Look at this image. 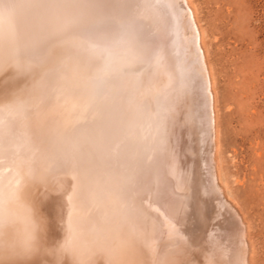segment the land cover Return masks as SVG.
<instances>
[{
  "label": "bare ground",
  "instance_id": "obj_1",
  "mask_svg": "<svg viewBox=\"0 0 264 264\" xmlns=\"http://www.w3.org/2000/svg\"><path fill=\"white\" fill-rule=\"evenodd\" d=\"M124 3L90 10L0 0V264H250L247 226L217 180L213 92L193 8ZM187 16L184 39L173 23L182 29ZM106 24L115 54L103 73L81 71L85 61L79 72L54 71L70 41L52 46L51 33L76 40ZM128 33L144 62L124 76L135 59ZM172 128L196 139L195 160L181 154L175 174L185 188L177 210L169 189L148 179Z\"/></svg>",
  "mask_w": 264,
  "mask_h": 264
},
{
  "label": "rangeland",
  "instance_id": "obj_2",
  "mask_svg": "<svg viewBox=\"0 0 264 264\" xmlns=\"http://www.w3.org/2000/svg\"><path fill=\"white\" fill-rule=\"evenodd\" d=\"M189 3L194 11L193 21L197 23V30L201 32L199 43L202 46L206 75L208 79L210 78V89L213 92V105L210 108L213 124L211 135L213 154L217 160L215 163L217 180L225 198L227 197L226 201L232 203V208L243 217L242 220L247 226L246 243L249 244L247 256L250 264H264V0H189ZM187 5L184 2V8L191 11ZM189 23L188 16L183 22L182 29L173 23L175 28L173 32L182 33L181 36L185 39L190 34ZM90 36L76 39L75 43L70 41L64 47L60 60L53 66L54 71L56 69L57 72L62 71L68 66L76 72L86 71L90 64L89 68L92 67L93 75L103 73L110 65L115 49L109 42L94 40ZM101 50L109 57L102 56ZM186 50L191 52L189 45L186 46ZM82 57H85L84 60ZM86 58L91 61L89 59L86 61ZM77 60L79 62H76ZM82 61H85V64ZM74 65L81 67L80 70ZM13 87L12 82L6 89ZM6 89L2 90L1 94H4ZM177 129L172 128L162 142L160 170L149 174L148 177L152 181L156 176L162 189L164 187L169 189L171 196L173 195L175 210L178 199L185 189L180 186V180L175 174L181 171L180 163L185 156L184 152L188 150V155L191 153L190 157L186 153L189 159L192 156L191 159L195 160L196 157L193 155L196 154V139L193 140V135L188 131L182 133V130ZM178 132L181 133L180 136ZM178 138L185 140V142L181 140L184 144L183 152L176 148ZM190 146H194V151H191ZM175 152L180 155L176 156ZM174 161L177 170L174 169ZM161 165L164 167L161 168ZM175 215L176 219L172 220V224L178 221V214ZM216 226L217 236L223 237L220 235L224 232L223 223Z\"/></svg>",
  "mask_w": 264,
  "mask_h": 264
},
{
  "label": "snow or ice",
  "instance_id": "obj_3",
  "mask_svg": "<svg viewBox=\"0 0 264 264\" xmlns=\"http://www.w3.org/2000/svg\"><path fill=\"white\" fill-rule=\"evenodd\" d=\"M48 6L50 7H69V8H78V9H102L109 10L115 7H123L125 6L124 0H47ZM11 7L10 4L5 3V10ZM113 31L111 25H104L102 27H97L93 25L90 28L91 37L94 40H107ZM128 42L131 45L130 51L135 53V59L129 60L124 68L121 70L124 76H128L131 74V67L142 64L144 61L141 59L138 49L136 46V39L132 33H128ZM68 41H73L75 43V37H73L72 33L68 31H58L53 32L48 37V43L52 46L56 44H63ZM95 47V45H92ZM101 55L106 58V53L101 50ZM17 67L22 71L26 72L28 69L21 62L17 65Z\"/></svg>",
  "mask_w": 264,
  "mask_h": 264
}]
</instances>
